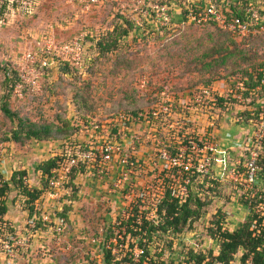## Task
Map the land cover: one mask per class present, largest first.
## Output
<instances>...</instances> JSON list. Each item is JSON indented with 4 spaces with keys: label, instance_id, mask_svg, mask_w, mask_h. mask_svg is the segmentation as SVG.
Segmentation results:
<instances>
[{
    "label": "rangeland",
    "instance_id": "obj_1",
    "mask_svg": "<svg viewBox=\"0 0 264 264\" xmlns=\"http://www.w3.org/2000/svg\"><path fill=\"white\" fill-rule=\"evenodd\" d=\"M23 1L24 5L29 2ZM33 1L28 11L12 8L0 20V106L8 91L3 68L7 67L9 71L20 68L26 62L23 56L31 51L37 69L34 73L38 75L35 85L31 84V90L22 89L20 94L12 91L4 101L21 119L59 127L65 121L68 124L65 130L72 134L64 139L62 133H57L56 139L40 142L34 139L18 143L6 141L5 134L17 126V120L11 121L0 109V182L9 183L4 197L7 206L5 224L0 225V264H103L102 247H106V243L114 245L116 239L118 243L135 240L123 234L117 220L123 219L119 213L123 215L129 203L136 199L107 183L108 178L99 179L96 166L85 164L84 172L74 180L77 187L75 200H71V188L66 187L56 199L41 196L33 205L37 213H31L26 197L10 180L11 174L25 171L22 184L29 190L40 188L44 177L38 166L44 160L59 154L65 146L72 148L81 144V147L90 148L97 145L99 139L80 132L83 125L104 124L124 109H147L166 94L187 96L192 90L206 86L203 82L206 79L211 80L209 85L222 79L228 85L232 80L239 81L238 76H224L225 70L261 63L264 43L260 45L261 49L252 46L248 60L235 57L239 55L235 52L227 57L228 66H224L221 56L233 48L229 41L225 42L226 36L214 27L182 23L178 16L169 25L144 22L140 9L123 8L121 0ZM122 12L139 17V22L120 39L117 49L99 54L98 40L104 39L116 25L127 27L125 19L118 17V14L123 16ZM76 41L80 42L78 51ZM219 42L230 48L213 50ZM44 62L45 66L42 65ZM65 63L67 70H63ZM227 88L229 86L223 87L224 91ZM222 94L225 96L226 92ZM262 95L263 91L258 98ZM257 101L259 106L264 102L263 99ZM179 119L178 116L165 125L159 141L166 140L164 143L169 144L171 137L191 131L192 123ZM174 120L179 121L181 129L175 126ZM168 129H173L175 134L172 135V131L167 134ZM179 129L180 134L176 131ZM248 129L245 124L228 125L220 136L226 139L228 134L238 139V134L246 135ZM143 139L145 137L140 144H135L134 155L139 163H147L142 165L144 169L151 170L147 180L151 181L152 188L147 187L145 191L146 200L151 202L162 192L155 176L161 178L162 183L164 179L173 181L175 176L170 169L159 172L160 162L156 170L149 168L152 167L149 162L159 153L151 150V143ZM215 140L211 142L215 144ZM217 148H222L220 142ZM234 149L227 150L220 164L215 160L219 158L216 152L210 153L212 166L209 172L197 175L190 183V189L204 204L198 208L196 217L180 231L154 238L149 244V258L180 262L188 249L205 255L211 251L216 255L218 245L209 235V228L219 220L222 228L232 230L245 220L249 207L244 204V199H252L255 192L262 191L264 181L259 175L255 182L246 180L242 174L246 153ZM64 207L69 208L66 213L69 220L58 230L57 218ZM261 215L264 218V210ZM128 250L129 246L123 247L115 255L120 257ZM239 257L238 252L229 264H241Z\"/></svg>",
    "mask_w": 264,
    "mask_h": 264
},
{
    "label": "built area",
    "instance_id": "obj_2",
    "mask_svg": "<svg viewBox=\"0 0 264 264\" xmlns=\"http://www.w3.org/2000/svg\"><path fill=\"white\" fill-rule=\"evenodd\" d=\"M8 1L15 3L18 9L23 8L25 11H28L34 4L33 0H28L27 5H24L25 1L23 0ZM93 1L91 0V2ZM121 1L123 8L140 9L144 22L169 25L173 19L177 20L178 16L182 23L184 21L193 25L213 23L230 32L238 40L258 34L264 36V14L262 13L264 0ZM121 14L126 21L139 22V17L137 18L132 14L125 15L123 12ZM74 43L78 51L80 42ZM65 48L68 49L69 47L65 46ZM23 60L26 61L25 64H22L20 68L17 67L16 71L22 83L31 90V84L34 86L38 77L34 73L37 69L31 51L23 56ZM45 64L44 62L42 65L45 66ZM260 83L261 86H264V77ZM216 84L218 85L216 86ZM260 85L254 88L249 87L245 84L244 79L234 82L232 80L228 85L222 79L212 85L201 86L192 90L187 96L166 94L165 97H160L147 109H140L136 113H116L104 124L89 123L83 125L80 132L89 138L99 139L97 145L90 148L89 146L81 147V144L72 148L65 146L62 152L56 154L60 156V159L56 162L57 166L51 170L53 175L49 178L48 186L42 197L56 199L59 192L66 189L65 183L72 167L83 165L85 168V164H92L96 166L95 173L99 179L108 178L107 183L110 182L114 188L123 189L124 193H127L132 199H136V201L129 203L126 211H123V215L121 212L119 214L123 216V219H127L132 208L137 206V222H139L141 214L145 215L146 218L156 216L158 205L167 191H170L171 195L178 199L179 204L183 203L188 195L191 180L197 175L209 172V168L212 166L210 153L216 152L215 154L219 158L215 160L220 164L224 161L227 150L234 148H239L246 153V160L242 163V174L245 175L246 180L250 183L255 182L257 175H259L264 181V162L260 164V157L264 155V102L261 106L257 105V100H264V89L262 90ZM227 86L229 88L224 91L223 87ZM21 87V84L17 85L16 93L20 94ZM261 90L263 95L258 98V92ZM224 92H226L225 96L222 94ZM221 98L223 99V107L219 105ZM178 116L180 121L185 119V121L192 123L191 131L171 137L172 141L169 144L164 143L166 140L159 141L165 125L172 119H177ZM173 123L177 128H182L178 120H174ZM241 124H245L249 128L246 135L239 133L241 136L235 139L227 134V138L224 140H232L233 143L221 144L223 141L220 136L221 131L226 129L228 125L237 126ZM211 128L213 129L210 131ZM180 129L176 130L179 134ZM172 130L168 129L167 134ZM173 134L175 132L172 131ZM127 135L129 136L127 137ZM210 135L212 139H210ZM142 137H145L143 141L147 140L151 143V150L159 153L154 161L149 162V165L152 166L149 168L156 170L157 164L160 162L159 172L170 169L175 176L173 181L164 179V183H162L161 178L155 176V181H159L162 192L160 196L157 194L155 199H151V202L146 200L145 195L147 187L152 188L151 181L147 180V174L151 170L144 169L142 165L145 166L147 163L145 161L139 163L134 155L135 144H140ZM214 139L217 141L215 144L211 142ZM218 142L222 148H217ZM160 144L164 150L159 148ZM182 144H184L183 147ZM262 190H264V186ZM108 192L112 193L111 190ZM261 210H264V204L258 203L255 206V211L261 213ZM46 218L44 219L46 220ZM3 220L4 218L0 214V225L4 224ZM120 220H117L118 225ZM63 223V218H59L58 230ZM118 228L120 227L118 226ZM120 229L124 230V228ZM124 232L125 230L123 234ZM118 242L119 240L116 239L114 245H107L106 243V248L110 249L113 255L129 245L126 242ZM129 251L131 252L129 257L133 261H138L142 250L134 247L133 250ZM125 254L126 252L120 257H116L119 259Z\"/></svg>",
    "mask_w": 264,
    "mask_h": 264
},
{
    "label": "trees",
    "instance_id": "obj_3",
    "mask_svg": "<svg viewBox=\"0 0 264 264\" xmlns=\"http://www.w3.org/2000/svg\"><path fill=\"white\" fill-rule=\"evenodd\" d=\"M18 9L17 5L8 0H0V20L3 18L5 12L9 9ZM264 14V10H262ZM118 17L123 18L118 14ZM126 28L122 25H116L114 29L109 32L104 39H100L96 42V47L99 54H106L108 52L114 51L118 48L120 39L124 38L129 29L134 26V23L129 21H124ZM201 26V25H198ZM203 27H214L220 30L226 37H224L225 42H230L229 46L223 47L222 42L213 49L220 50L221 48H226L227 52L225 56H221V63L224 66L226 64V59L228 56H232L235 52L241 56L242 59L249 58V51L252 46H258L264 43L263 35L248 36L244 39L238 40L235 39L232 34L228 31L223 30L221 27L216 26L213 23H206L202 25ZM232 43V44H231ZM242 46H246L243 48ZM258 49L259 52H262ZM248 50V51H247ZM210 55L205 53L204 55ZM219 63V62H218ZM68 66L65 63L63 70H67ZM226 68V67H225ZM264 59L261 63L257 65L252 64H243L234 67H230L229 70H225L224 76H238L241 79L245 80V84L249 87H256L260 85L261 79L264 77ZM5 75V84L8 88L6 96H9L12 91H15L18 84H21V90L24 88L28 90V87L22 83L18 72L16 70H8L7 67L3 68ZM205 85H209L211 80L206 79L203 81ZM261 89H264V86L260 85ZM261 91L258 92V94ZM2 99V104L0 106L3 114L9 118L11 121L17 120V126L12 129L8 134H5L4 138L6 141H13V143L23 142L24 140L34 139L35 141H44V140H54L56 139L57 133H62L63 138L67 139L71 136L72 133H67L65 128H68V124L63 122L62 126H56L52 123H35L31 121H26L18 117V114L9 108L7 101ZM223 99L219 100V105L221 107ZM119 112H132L136 113L137 111L132 109H124ZM117 111V113H119ZM264 150V146H263ZM60 159L59 155H54L46 160H44L39 166L38 170L41 172L42 185L38 189L29 190L26 185L22 184L21 177L25 175V171H17L11 174L10 180L14 183L16 188L26 197L27 203L30 204L31 213L34 212V206L36 201L45 193V190L48 186L49 178L53 175L51 170L57 166V160ZM264 162V155L260 157V164ZM84 166L72 167L68 172L67 182L65 187H70L72 192L71 200L76 199L75 193L77 192V187L74 184V180L79 173L84 172ZM264 172V168H263ZM18 176V179H16ZM1 181V180H0ZM9 189L8 182H0V214L4 218L7 213V206L4 201V197ZM197 194H195L189 187L188 195L185 201L179 204L178 199L174 198L170 191L164 193L162 200L160 201L157 214L154 218H146L145 215L141 214L139 222H137V206H134L130 212V216L127 219H121L119 223L120 228H124V235H129L131 238L135 239L133 242L129 243V250H133L134 247H137L142 250V253L139 255L138 261H133L129 255L131 252L128 250L127 253L121 258L117 259L116 255L111 253V250L103 246V264H229L234 258L235 255L239 252L240 257L239 261L241 264H264V218L260 212L255 211V206L258 203L264 204V190L255 192L253 198L245 197L244 204L248 205L249 212L245 217V220L236 228L229 230L222 228L219 220L209 228V235L217 242L218 253L213 255L209 251L208 255H205L202 252L194 251L193 249H188L183 257V261L174 262V261H164L148 257L149 244L153 241L154 238L158 236H163L166 233H174L180 231L181 228L187 223L192 221L197 213L198 208L204 204ZM68 207H64V210L59 213V218H63L64 224L68 223V216L66 215ZM34 213H37L36 211ZM57 218V219H59ZM42 220V219H41ZM4 223V220L2 221ZM5 224V223H4ZM109 234L112 235L113 231L110 230ZM168 244L171 241L167 242Z\"/></svg>",
    "mask_w": 264,
    "mask_h": 264
},
{
    "label": "crops",
    "instance_id": "obj_4",
    "mask_svg": "<svg viewBox=\"0 0 264 264\" xmlns=\"http://www.w3.org/2000/svg\"><path fill=\"white\" fill-rule=\"evenodd\" d=\"M239 133V132H238ZM238 136H241L240 134H238ZM223 141L221 142V144H232L233 142H232V140H224V139H222Z\"/></svg>",
    "mask_w": 264,
    "mask_h": 264
}]
</instances>
